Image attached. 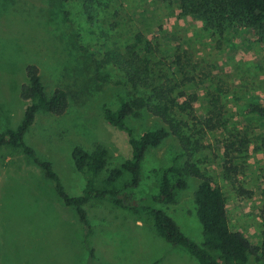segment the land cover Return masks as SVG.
Masks as SVG:
<instances>
[{"label":"rangeland","instance_id":"obj_1","mask_svg":"<svg viewBox=\"0 0 264 264\" xmlns=\"http://www.w3.org/2000/svg\"><path fill=\"white\" fill-rule=\"evenodd\" d=\"M83 0H0V133L16 129L25 103L20 89L27 84L26 67L39 69L45 93L62 89L68 109L62 116L37 114L24 142L49 161L65 191L78 196L84 177L75 171L72 150L91 152L95 144L108 152L106 172L130 158L126 133L108 125L103 107L116 110L129 90L116 85L120 76L107 66V83L97 79L95 62L104 55L124 53L141 36L157 49L156 63L170 66L185 54L194 81L187 88L198 95L195 113L208 118L219 98L222 127L207 132L200 160L203 171L227 199L231 230L252 245L262 237L264 211V121L251 111L264 104V43L240 26L222 35L204 30L200 20L182 14L178 0H94L92 20ZM133 136L164 127L146 112L126 120ZM247 141L233 153L225 177V145ZM180 154L179 142L166 139L150 149L142 163L141 182L125 199L151 206L171 217L182 233L200 245L202 227L195 216L194 193L199 181L188 179L174 204L155 201L153 170L169 166ZM180 160V164L184 163ZM228 176V175H227ZM244 192L250 194L245 195ZM91 234L86 235L73 209L63 205L42 170L24 155L0 148V264H199L181 248L171 247L129 211L109 201L86 206ZM248 264H264L249 256Z\"/></svg>","mask_w":264,"mask_h":264},{"label":"trees","instance_id":"obj_2","mask_svg":"<svg viewBox=\"0 0 264 264\" xmlns=\"http://www.w3.org/2000/svg\"><path fill=\"white\" fill-rule=\"evenodd\" d=\"M61 1L67 3L71 0ZM93 3L94 0H83L81 4L89 21L92 20ZM178 4L182 14H190L200 20L206 31L222 35L228 28L240 26L254 31L257 40L264 43V0H178ZM156 52L150 42H143L141 36H137L135 43L128 45L124 53L108 52L104 60L95 62L98 80L110 81L109 73L102 70L111 65L120 76L115 84L129 90L128 99L120 98L116 110L103 107L102 115L108 125L126 133L131 156L103 177L107 169V150L100 144H95L91 152L75 147L71 154L74 168L85 180L80 195H68L52 164L40 158L24 142V136L37 114L62 116L69 106L64 90L55 89L51 95L45 93L39 69L34 65L26 67L27 84L20 89V99L25 103L22 120L16 129H5L0 133V148L21 153L42 170L63 205L74 210L86 235H90L92 229L85 206L91 200L109 201L115 208L129 211L171 247L183 249L199 264H248L249 256L264 263V211L261 213V243L252 245L241 233L231 230L226 196L205 175L202 162L194 160L205 147V134L222 127L223 108L219 98L211 105L208 118H198L195 113L198 95L187 88L194 78L187 70L190 62L184 64L187 60L185 54L176 55L170 66H166L156 63ZM251 111L264 121V104L253 105ZM141 112L157 118L164 127L135 138L126 120L138 117ZM170 136L179 142L180 154L169 166L153 170L158 186V194L153 199L174 204L177 193L187 188L188 179H197L199 184L193 200L195 216L202 227L203 241L200 245L186 237L163 211L151 206H135L134 202L125 203L129 191L140 185L142 163L147 152L158 148ZM246 144L245 140H234L225 145L223 169L227 179L233 171L230 165L232 155L239 151L236 146L245 148ZM262 145L264 149V139ZM181 159L185 160L183 164H180ZM240 193L250 195L243 190Z\"/></svg>","mask_w":264,"mask_h":264},{"label":"water","instance_id":"obj_3","mask_svg":"<svg viewBox=\"0 0 264 264\" xmlns=\"http://www.w3.org/2000/svg\"><path fill=\"white\" fill-rule=\"evenodd\" d=\"M134 205L136 206L137 204H136V203H134Z\"/></svg>","mask_w":264,"mask_h":264}]
</instances>
